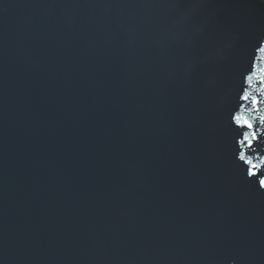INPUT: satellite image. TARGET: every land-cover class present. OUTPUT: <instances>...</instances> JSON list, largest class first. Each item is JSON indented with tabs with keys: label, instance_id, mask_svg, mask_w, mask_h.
Instances as JSON below:
<instances>
[{
	"label": "water",
	"instance_id": "water-1",
	"mask_svg": "<svg viewBox=\"0 0 264 264\" xmlns=\"http://www.w3.org/2000/svg\"><path fill=\"white\" fill-rule=\"evenodd\" d=\"M261 46L264 0H0V264H264Z\"/></svg>",
	"mask_w": 264,
	"mask_h": 264
},
{
	"label": "snow or ice",
	"instance_id": "snow-or-ice-1",
	"mask_svg": "<svg viewBox=\"0 0 264 264\" xmlns=\"http://www.w3.org/2000/svg\"><path fill=\"white\" fill-rule=\"evenodd\" d=\"M260 52H264V46H261L259 48ZM261 72V84H264V69H260ZM247 81L251 82L252 80V76L249 75L247 76ZM249 93L247 92V90H244L243 95L241 96L242 100H249ZM252 103L258 104L260 103V101H258L255 97L252 98ZM236 125L240 128H247L249 130L253 129L255 127V125L250 121L245 119L242 116H235L233 117ZM261 123H264V117L260 118ZM258 139L256 133L254 131L252 132H244L243 133V139L239 140V144L242 145L243 147H248L251 148L252 147V142L254 140ZM239 160L243 161L244 163H246L248 165V168L246 170V174L249 177H257L258 175L261 174V171H264V160H261L259 163H254L251 159H249L246 154L244 153V151L241 149L239 150ZM259 187L264 189V178H260L259 181Z\"/></svg>",
	"mask_w": 264,
	"mask_h": 264
}]
</instances>
